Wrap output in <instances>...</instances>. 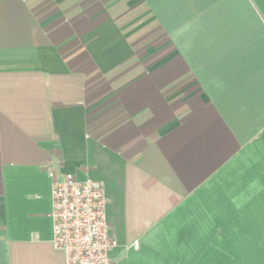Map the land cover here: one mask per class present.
<instances>
[{
	"label": "crops",
	"instance_id": "obj_1",
	"mask_svg": "<svg viewBox=\"0 0 264 264\" xmlns=\"http://www.w3.org/2000/svg\"><path fill=\"white\" fill-rule=\"evenodd\" d=\"M50 172L110 264H264V0H0V264H64Z\"/></svg>",
	"mask_w": 264,
	"mask_h": 264
},
{
	"label": "built area",
	"instance_id": "obj_2",
	"mask_svg": "<svg viewBox=\"0 0 264 264\" xmlns=\"http://www.w3.org/2000/svg\"><path fill=\"white\" fill-rule=\"evenodd\" d=\"M53 179L52 245L62 252L64 264H110L109 251L118 242L109 233L107 200L102 183L78 181L72 175ZM134 249L139 248L137 241Z\"/></svg>",
	"mask_w": 264,
	"mask_h": 264
}]
</instances>
